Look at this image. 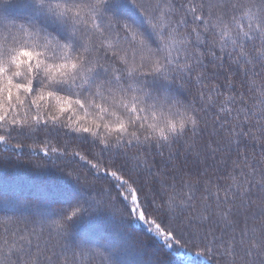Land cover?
Returning a JSON list of instances; mask_svg holds the SVG:
<instances>
[{
  "label": "snow or ice",
  "instance_id": "6c2138e0",
  "mask_svg": "<svg viewBox=\"0 0 264 264\" xmlns=\"http://www.w3.org/2000/svg\"><path fill=\"white\" fill-rule=\"evenodd\" d=\"M0 145L76 189L44 212L0 201V264H164L129 223L264 264V0H0ZM97 216L94 245L75 227Z\"/></svg>",
  "mask_w": 264,
  "mask_h": 264
},
{
  "label": "trees",
  "instance_id": "16d2710c",
  "mask_svg": "<svg viewBox=\"0 0 264 264\" xmlns=\"http://www.w3.org/2000/svg\"><path fill=\"white\" fill-rule=\"evenodd\" d=\"M12 11L14 15L22 14L18 9ZM220 79H223V73L220 74ZM41 158L42 152H32L25 148L22 153L14 155L5 152L4 146L0 145V201L9 202V212L16 211L15 206L24 200H32L34 208L30 211L38 212L66 205L71 201L76 189L58 170L63 165L58 161L56 165L49 163L46 168L37 170L29 164V161ZM208 163L210 165L212 161L209 160ZM23 211L29 213V210ZM112 224L113 221L107 216L86 218L75 227V232L94 245H99L111 239ZM121 234L127 239L143 240L147 245L146 252L156 256L164 264H205V258L197 257L195 250L189 253L187 249L169 251L163 248L162 242L150 237L145 226L140 223L125 224ZM129 258L139 259L136 256Z\"/></svg>",
  "mask_w": 264,
  "mask_h": 264
}]
</instances>
